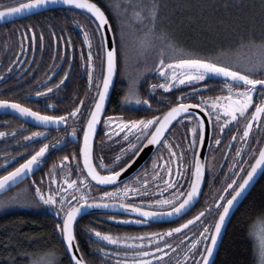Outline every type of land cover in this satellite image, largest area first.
I'll return each instance as SVG.
<instances>
[{"label": "snow or ice", "instance_id": "snow-or-ice-1", "mask_svg": "<svg viewBox=\"0 0 264 264\" xmlns=\"http://www.w3.org/2000/svg\"><path fill=\"white\" fill-rule=\"evenodd\" d=\"M58 3L63 5L74 6L75 9L82 10L91 17V22L96 24V31L100 32L101 46L106 42L105 30L111 29L112 25L109 22V17L106 15L104 8L100 6L97 0H13L11 6L8 4H0V20L17 17L36 10H43L49 6H54ZM119 7V5H117ZM225 8L229 5L226 3ZM251 14L245 16L240 15L236 26L232 31L241 29L239 35V43L237 48L256 50L259 52V57L255 60H249L247 64H240L238 61L226 59V52H221L217 56L199 55L196 53H184L183 50H176L175 45L169 43L167 47L173 51H179V56L170 57V62L166 63L164 58V49L161 48L158 71L161 73L164 82L159 85H152L153 90L157 87L168 90L174 85H183L193 81H205L206 78L217 79L222 78L224 81L223 89L220 95L216 96H200L198 103L186 101L184 94L177 98V101L162 115H153L150 118L129 119L125 120L122 116L118 117L119 123L117 127L123 125L121 132H124V138L128 140V133L133 130L137 133L132 142L127 143L126 148L121 149V153L115 156L113 164L115 168L104 164L103 158H100L102 172L97 169L93 163V140L96 132V126L102 119V112L105 108V100L109 93V87L113 82V76L117 72L119 48L115 46V38L113 37V46L105 49L106 53V71L103 73L102 87L97 81L96 83V97L94 99V107L88 109L86 122L82 125L80 131L83 132V144L79 147L78 153H72L71 159L83 158V169H86V174L81 171L78 174V180L65 178L59 190L49 192L45 195L40 187H36V194L44 205L55 207V215L59 218V222L54 224V228L58 231L61 241L65 244V251L68 253L69 264H90L83 253L79 252V244L77 242L76 222L78 217L86 215L85 208H108V207H122L127 212L138 213L143 219L136 221V223H148V220L160 216L167 215L173 217H182L190 210L193 201L200 193V184L204 177V164L196 154L195 149L198 144L202 145L206 136V122L201 117L199 111L193 115L192 110L202 109L208 113V122L214 123L219 132L223 133L230 124L242 125L241 130L238 128L236 133L231 136L232 140H236L239 136L241 142H248L250 132L253 127L259 128L264 125V0H259V12L255 11L256 4L253 2L251 6ZM131 8V19L125 21L129 26H134L139 23L142 26L141 41L147 47L152 46V41L166 39V34L161 33L157 37V21L160 18L162 9L161 0H151L150 3L126 4L124 5L125 14ZM257 23L259 24V34L257 33ZM28 28L29 26H25ZM84 28V25H80ZM23 36L29 37L33 44L40 41V46L43 47V34L37 36L34 30L25 31ZM84 43L88 45L89 51L87 53L86 66L88 69L89 86L93 83V53L91 51L92 41L90 33L87 30L83 32ZM123 38V32L121 33ZM69 43L71 41L69 40ZM83 58V56H82ZM167 69V71H166ZM10 71V69H9ZM68 76L65 72L64 78L60 83H64ZM202 87H208L207 84ZM51 88H44V92H37V96L50 93ZM133 93L130 91L126 94L124 99L130 100ZM262 97L259 103L254 102V96ZM137 100V103H140ZM144 104L149 101L144 99ZM85 101L81 99L79 103L72 108L70 112L64 115H49L38 110H33L31 106L19 102L12 98H0V108L12 109L21 116L30 117L35 121L47 126L54 124L57 127L60 125H69V121L73 124L81 120L83 115L82 106ZM254 107V110H252ZM178 117L183 120L191 122L189 131L191 132L190 142L188 147L193 150V170L192 179L189 188L181 191L176 188V181L172 178V168L170 161H166L160 165L156 161L153 163V175L159 177L160 173L156 172V168H164L168 175V179H162V183L168 188H175L170 197L161 196L159 199H145V193L138 191L125 183L123 188H114L112 191H102L98 197H92L88 193L92 190V185L89 181H96L99 184H113L116 182L121 173L125 171L135 160V157L143 150L142 146L146 145H166L169 156L172 159L177 158L173 146L166 138V133L170 130L172 125ZM213 117L215 118L213 121ZM254 122L255 125H254ZM106 125L116 123L111 117L104 120ZM109 131L116 135V132L109 128ZM8 135L4 131H0V137ZM71 135L76 137L78 135L77 129L72 128ZM38 137H45V132L31 131L28 136L24 137L26 141L34 140ZM164 138V139H162ZM220 143L219 138L215 141ZM57 144L59 141L56 142ZM56 144L43 143L38 150H34L27 159L19 163L17 167L6 171L5 174L0 175V189H6L11 184L15 183L22 177L27 176L33 171L35 165L40 164L49 152L50 148H54ZM176 147H179L177 145ZM253 163L248 164L247 168L241 166L240 172L235 175L239 179L233 178L227 187L223 189L227 195H219V198L214 201L213 205H207L203 210L193 215L190 219L185 220L177 227L168 228L162 232H147L139 235H113L109 232H101L96 228L91 227L87 231L94 234L103 241L109 242L111 245H124L126 250L123 252L124 259L122 264H172L170 259H165L169 256V249L171 252L179 256L175 264H217L216 256L223 244L226 224L232 212L233 207L240 202L242 197H246V193L250 187L253 186L257 175H264V146H252ZM237 155L240 154V149L237 148ZM184 153L179 154V159L183 160ZM70 159L69 155L62 157L60 164L64 165L65 161ZM247 163V162H246ZM53 165V169H55ZM181 164L176 169L177 176H183L181 171ZM246 173V174H244ZM147 175V173H145ZM35 183V182H34ZM144 184L148 180L143 181ZM66 185L67 187H64ZM71 190V191H70ZM231 190V191H229ZM140 196L138 203L128 201L129 194ZM211 216L212 219L205 222V217ZM112 219H117L113 216ZM264 220V214L257 218ZM199 224L202 231H198V235L192 239L190 246L182 253H178L176 248L167 242L166 237L171 238L174 234H179L182 230H189L190 225ZM190 231V230H189ZM250 234L255 235L250 226ZM184 240H188V235H184ZM179 245L177 246V248ZM105 255L108 254V249H98ZM259 251L262 258H264V237L259 239ZM50 264V262H49Z\"/></svg>", "mask_w": 264, "mask_h": 264}, {"label": "flooded vegetation", "instance_id": "flooded-vegetation-1", "mask_svg": "<svg viewBox=\"0 0 264 264\" xmlns=\"http://www.w3.org/2000/svg\"><path fill=\"white\" fill-rule=\"evenodd\" d=\"M20 21L0 26V98L16 99L21 103L31 106L33 110H38L49 115H64L70 112L81 99L85 101L81 109L83 113L81 120L74 124L69 121V125H60L59 127L54 124L45 126L30 117H27L28 121H23L13 114L0 115V131L8 133V135L0 137V171H11L12 168L18 166L19 152H26L22 158L24 160L27 159L34 150H38L41 144H56L54 148H50L49 152L45 154L42 162L36 165V170L31 180H26L24 183L8 192L16 191V189L23 190L27 187L26 185L29 184L32 187V196H34L35 200L49 212L55 213V207L44 205L42 201H40L39 196L36 194V187H40L43 193L48 195L50 191L54 192L59 190L65 178L77 180L79 183L78 174L81 171L86 174L83 169L81 156L78 157V159H71V154L78 153L79 147L82 144L83 132L80 131V129L86 122L88 109L94 107V99L98 98L96 97L97 81L100 83V86H102L104 49L103 46H101L99 34L98 39H92L91 51L93 53L95 72L93 73V83L90 87L88 69L86 66L89 48L88 45L84 43L83 35L78 36V39H76L77 37H72L71 30L67 29H64L62 32L50 30L48 33L35 31L37 36H39L40 33L48 36H44L43 45L44 43H48L49 45L52 44V46L46 45V47H41L39 40L33 44L29 37L22 35L25 31L22 30V26L19 24ZM79 30L84 32L86 29L76 28L75 31L78 33ZM55 32L65 33V35H56ZM65 40H70L71 43L63 45ZM78 41H80V43H78ZM59 42L61 45H59ZM65 72L68 73V76L64 83H60L64 78ZM151 78L153 83L144 88L145 94H143V91H140V87H138V92L134 93L131 99L126 101L124 97L126 94L130 93L129 91H131V89L128 88V86H122V84L126 82L122 81L123 79L119 77L117 71L114 87L111 90V95L102 113V119L98 125V130L93 142V163L97 166L98 170L105 172L104 169L99 167L101 157L103 158L104 164L115 168V164H113L115 156L120 154L121 149L126 148L127 143L132 142L137 135L135 130H133L132 133H128V140L126 141L124 132H121L123 125H120L119 128L117 127L119 123L118 117L122 116L125 120H129L150 118L153 115L160 116L168 110L171 104L177 101L181 93L184 94L186 101L198 103L200 96L220 95L224 85L222 78L211 80L206 78L205 81H193L191 83L177 85L176 88L172 87L168 90L159 87L153 90L152 85H159L163 83L164 80L158 69L153 72ZM204 84H207L208 87H202ZM45 87L51 88L52 91L37 96L36 93L44 92ZM198 90L200 91L197 92ZM144 99H147L149 103L144 104L142 102ZM261 99L262 97L259 95L254 96L255 103H259ZM137 100L141 102L137 103ZM252 110H254V107ZM205 114L208 118V113L205 112ZM202 116L205 119V116ZM109 117L115 120L116 123L106 125L104 120ZM214 119L213 117V121ZM255 123L256 122H254V125ZM242 125L243 121L241 125H235L234 123L230 124L226 127L225 131L221 133L214 123H210V138L206 154L203 191L198 202L183 218L173 221V223L156 224L151 222L144 224L136 223V221L143 219L141 217L117 212L115 214H87L78 221L89 222V220L101 218L104 221L116 222V226L118 225L125 229L133 228V233L136 232L137 228L140 226L151 230L153 227L165 225L166 227L163 230H167L168 228L177 227L185 220L190 219L207 205H213V207H215L214 201L219 198V195H227V193L223 192L227 184L230 183L233 178L239 179L235 174L240 172L241 166L247 168L248 164L254 162L251 155L253 151L252 146L259 147L264 144V125H260L259 128L253 127L247 143L241 142L239 136L236 140H232L231 136L238 131V128L241 130L242 134ZM73 127L77 129L78 135L76 137L71 135ZM190 127L191 122L179 117L173 121L172 125L169 126L170 130L166 133V138L173 146L177 158H170L167 146L160 144L148 157V160L141 167L137 168V171L127 174L126 176L120 175L119 179L113 184H99L91 181L89 178L92 190L88 194L92 197H98L99 193L102 191H112L114 188H123L125 183H127L138 191L145 193L143 197L145 199H159L161 196L170 197L171 193L176 189L168 188L165 190L166 186L162 183V179H168L169 177L164 168L158 167L155 169L156 172L160 173L159 177L153 175L154 161L160 165H163L166 161H170L172 178L176 181V188H179L181 191L187 190L192 179V161L194 158L193 150L188 147L191 138V132L189 131ZM109 128L113 129L116 135H113V133L109 131ZM38 129L45 132V137H38L31 141H26L24 139V137L28 136L29 132ZM217 138L220 140L219 144L215 142ZM57 141H59L58 144L56 143ZM177 145H179V147H176ZM199 145L200 144L196 146L195 152H197ZM237 148L240 149L239 155L236 154ZM181 152L184 153L182 161L178 158ZM65 155H69L70 159L65 161L64 165H61L60 161ZM181 164L186 166L181 168L184 175L177 176L176 169ZM53 165L56 166L55 169H53ZM145 173H147V175H145ZM145 179L148 180L147 184L143 183ZM64 187L67 186L64 185ZM127 199L129 202L138 203L141 197L130 193ZM121 210L125 209L121 207ZM113 216L117 217V219H112ZM204 219L205 222H207L211 220L212 217L206 216ZM189 230H182L181 232V234H183L181 239L183 244L187 243V241L191 243L195 235H198V231H202L199 224H195L194 226L190 225ZM185 234L188 235V240H184Z\"/></svg>", "mask_w": 264, "mask_h": 264}, {"label": "trees", "instance_id": "trees-1", "mask_svg": "<svg viewBox=\"0 0 264 264\" xmlns=\"http://www.w3.org/2000/svg\"><path fill=\"white\" fill-rule=\"evenodd\" d=\"M97 2L104 8L112 25L115 46L119 48L117 70L119 77L123 79L125 63L128 64L130 58L127 51L129 47L124 40L125 37L121 38V33H124L128 26L132 29L131 36L134 41L139 42L143 39V29L138 22L134 26L125 23L131 19L132 9L129 8V14H125L124 5L150 3L151 0H97ZM253 2L258 13L259 0H161L162 9L157 21V37L165 33L166 39L162 42L160 39L152 41L151 47L144 45L146 50L137 64L139 67L136 74V79L140 80L138 84L140 91L145 94L144 88L153 83L151 75L158 69L162 47L166 63L170 62V57L180 55L179 51L167 47L169 43L174 44L176 50H183L184 53L217 56L221 52H226V59L238 61L240 64H247L249 60L255 61L260 55L259 52L254 49L237 48L241 29L232 31L241 14L245 16L251 14L249 6ZM12 3L13 0H0V4L11 6ZM226 3L229 5L228 8L224 7ZM19 24L24 31L48 33L50 30L59 32L64 29L71 30L72 37L75 36L76 39L83 35L80 30L77 33L76 28L80 29V25H84V29L90 33L91 41L93 38L98 39L100 34L95 30L96 24L91 22L90 16L69 9L52 10L30 16ZM55 33L60 36L65 35V33ZM257 33L259 34L258 23ZM68 43L69 41L65 40L63 45ZM46 45L49 44L44 43L43 47ZM122 86L126 87L127 83ZM25 153L19 152L18 163L23 161ZM5 172L0 171V175ZM26 186L19 194H16L19 191L16 189L0 197V264H29L35 259L50 257H55L58 264H69L64 244L54 228L59 218L35 200L31 185ZM262 214H264V175L260 177L230 219L223 244L216 257L217 264H256L255 245L250 234V226L260 221L257 218ZM91 227L101 232L123 236L162 232L165 231L163 229L166 226L153 227L151 230L140 226L133 233V228L125 229L116 226V222L104 221L101 218L76 223L79 251L90 261V264H122L125 246L111 245L101 240L87 231ZM182 236L183 234L180 233L174 234L171 238L166 237L167 242L176 248L178 253H182L189 246L188 243L183 244ZM98 249H108V254L105 255ZM165 251L169 252V256L165 259H170L172 264L180 258L169 249Z\"/></svg>", "mask_w": 264, "mask_h": 264}, {"label": "water", "instance_id": "water-1", "mask_svg": "<svg viewBox=\"0 0 264 264\" xmlns=\"http://www.w3.org/2000/svg\"><path fill=\"white\" fill-rule=\"evenodd\" d=\"M63 9H69V10H76V11H79L82 13V10H79V9H75L74 6H69V5H63L62 3H58L54 6H49L48 8L46 9H43V10H36L34 11L33 13H29V14H25V15H21V16H17V17H9V18H6V19H3V20H0V26H3V25H8V23H14V22H19L20 20H24V19H27V18H30V16H35V15H39L41 13H46V12H50L52 10H63ZM85 15H88L86 13H83ZM89 16V15H88ZM105 36L107 38L106 42L103 44V49H104V56H103V60H104V68H103V71L105 72L106 71V53H105V49L108 48V47H111L113 46V30L112 28L111 29H107L105 30ZM115 38V37H114ZM118 71V70H117ZM116 75H117V72L116 74L113 76V82L112 84L110 85L109 87V93H108V96L105 100V107H106V103L111 95V90L112 88L114 87V83H115V78H116ZM102 82H103V79H102ZM102 87V86H101ZM200 90H205V89H200ZM200 90H198L197 92H199ZM105 109V108H104ZM193 111V115H195V112L196 111H199L200 114H201V117L203 118L202 115L205 116V122H206V136H205V141L202 145H199L198 147V150L196 152V154L199 156V159L201 160V162L204 164V174H205V169H206V166H205V163H206V157H207V151H208V147H209V138H210V122H208V119H207V116L205 114L204 111H202L201 109H196V110H192ZM103 113V112H102ZM1 114H13L14 116L18 117L19 119L21 120H25V121H28L27 117H24V116H21L19 113L15 112L14 110L12 109H4V108H0V115ZM179 118V117H178ZM100 122H98L97 126H96V132L98 130V125H99ZM96 132H95V135H96ZM95 137V136H94ZM83 139V138H82ZM95 139V138H94ZM94 142V140H93ZM82 144H83V141H82ZM81 144V146H82ZM264 146V144H263ZM143 147V150L140 151V154L138 156L135 157V160L134 162L128 167L125 169L124 172H122V176H126L127 174H130V173H133L135 171H137V168L141 167L147 160H148V157L154 152V150L158 147V145H146V146H142ZM81 161L83 163V158L81 156ZM36 170V165L34 166L33 168V171L31 173H29L27 176L25 177H22L21 179L17 180L15 183L11 184L10 186H8L6 189H0V197L5 195V193H8L9 191L15 189L16 187H18L19 185H21L22 183H24L26 180H31V177L32 175H34V172ZM85 172H87L86 169H84ZM262 175H257V178L253 184V186L250 187L249 191L246 193V196L249 194L250 190L254 187V185L260 180V177ZM90 178V177H89ZM204 181H205V177H203L202 181H201V184H200V193L199 195L196 197V199L193 201V205L190 206V210L194 207V205L198 202V199L200 198L201 194H202V191H203V185H204ZM96 182V181H94ZM98 183V182H97ZM109 185V184H107ZM246 199V197H242L240 202H238L232 209V212L230 214V217L228 218V222L226 224V228L228 227L229 225V222H230V219L232 218V216L235 214V212L238 210L239 208V205ZM124 209V208H123ZM190 210L187 211L190 212ZM84 212L87 213V214H95V213H110V214H115V213H125V214H130L131 216H136V217H141L139 214L137 213H130V212H127L125 210H121V207H108V208H97V207H93V208H85L84 209ZM86 214V215H87ZM84 215L78 217L77 221L80 220L81 218H83ZM184 216L182 217H173V216H167V215H160V216H156V217H153L151 219L148 220V223H156V224H162V223H173V221H177L181 218H183ZM142 218V217H141ZM226 230V229H225ZM226 233V232H225ZM64 244V243H63ZM64 248H65V244H64ZM80 252V251H79ZM67 253V252H66ZM67 256H68V253H67ZM217 257V256H216Z\"/></svg>", "mask_w": 264, "mask_h": 264}, {"label": "rangeland", "instance_id": "rangeland-1", "mask_svg": "<svg viewBox=\"0 0 264 264\" xmlns=\"http://www.w3.org/2000/svg\"><path fill=\"white\" fill-rule=\"evenodd\" d=\"M1 35V31H0ZM132 29L130 27H126L125 31L123 33V36L125 37V42L127 43L129 50V58L130 61L128 64L125 63L126 67H124V72H123V80L124 82L127 83L128 88L131 89V92L134 94L138 92V84L140 83V80L136 79V74H137V69L139 67L138 62L141 60V57L143 58V54L145 53L144 51L146 50L144 47V44L141 43V41H134L132 38ZM93 69V73H94ZM176 88L177 85H174ZM183 91V90H182ZM130 92V91H129ZM22 190V189H21ZM21 190L16 192V194L21 193ZM45 208V207H44ZM55 214V213H53ZM252 231L254 232L255 235L252 236V241L254 242L255 245V253H256V264H264V258L261 257L260 251H259V239L261 237H264V220H260L255 222L252 227ZM166 239V238H165ZM167 240V239H166ZM188 243V242H187ZM187 245L190 246V243ZM58 264L57 259L55 257H50V258H41L35 259L32 261L31 264ZM29 263V264H30Z\"/></svg>", "mask_w": 264, "mask_h": 264}]
</instances>
